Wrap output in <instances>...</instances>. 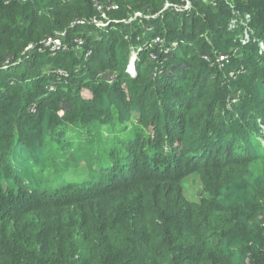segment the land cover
<instances>
[{
    "label": "trees",
    "instance_id": "1",
    "mask_svg": "<svg viewBox=\"0 0 264 264\" xmlns=\"http://www.w3.org/2000/svg\"><path fill=\"white\" fill-rule=\"evenodd\" d=\"M93 1L0 0V264H264L251 224L264 174L234 171L264 164V0H189L146 30L97 29ZM165 2L183 5L131 6L155 15ZM121 8L107 12L112 23L127 19ZM247 17L253 37L241 46ZM62 33L82 37L90 57L38 52ZM156 33L182 44L161 63L144 42ZM204 35L221 53L227 37L238 43L241 57L224 64L234 81L203 60ZM106 69L112 85L96 80ZM189 177L205 180L199 199L185 194Z\"/></svg>",
    "mask_w": 264,
    "mask_h": 264
},
{
    "label": "rangeland",
    "instance_id": "2",
    "mask_svg": "<svg viewBox=\"0 0 264 264\" xmlns=\"http://www.w3.org/2000/svg\"><path fill=\"white\" fill-rule=\"evenodd\" d=\"M22 2L26 1V0H20ZM135 0H99V6H100V10L99 11H95L96 17H94L92 19V24L97 28V29H108L110 28V26H112V24H122L124 26L126 25H130V24H135L137 25L140 30L142 29V27L145 29L146 25L144 24L145 21H149V20H157V19H161L165 18L164 17V12L166 11L167 8L171 7V12L174 15L177 14H181L183 11L186 10H190L192 8V5L190 3L189 0H181L182 2V6L173 3L170 4L169 2H165L163 5V10L155 15H151L149 12L148 8H143L142 10H135V7H132L131 4L134 2ZM171 5V6H170ZM114 6H116L117 8H113ZM136 6H138V3H136ZM122 7V8H121ZM125 7V9H123ZM125 10L126 14H127V19H122L116 23H112L111 18L109 17V15H107V12H115L118 10ZM148 11V12H147ZM106 12V13H105ZM237 15V14H236ZM246 24L248 26V22H249V18H246ZM111 22V23H110ZM172 23V21H171ZM235 21L231 20V23L228 26V30L229 31H233V29L235 28ZM246 25L243 26V33L241 35L240 39V45L241 46H246L248 43H250L251 38L253 37V33H252V29L250 26H248L247 28ZM150 29V28H148ZM236 29V28H235ZM146 30V29H145ZM222 37H225L224 35H222ZM205 39H201L203 42L206 40L207 41V47H206V54L202 55L203 60L210 65L211 68L213 69H218V71L222 74V80H232L234 79L233 76V72L230 73L228 70H225L224 64H226V62H221L220 61V57H227V63L230 64L231 61H233L234 58L237 57H241V55L239 54V50L240 47H236L237 44H235V46L233 45L232 40L228 38V42L230 44L229 49L226 53H221L219 51H217L215 45H213L210 40L207 38L206 35H204ZM139 39V38H138ZM157 39H160L161 42H158ZM71 40V41H70ZM125 40L126 41H130L129 35L126 34L125 35ZM256 40V39H255ZM254 40V41H255ZM147 42V49L150 50L149 54L147 55V58H149V60L151 62H163L160 58V54H161V50H164L165 52L163 53V55H168L170 52H172L173 50H175L178 46H181L182 44L180 42H173V44H166V38L161 35V34H157L154 35L150 40L148 41H144ZM85 42L83 40V38L79 37V38H69V39H64L63 42V46H61L59 48L58 51H53L52 48L44 50V51H49L52 54H59V53H65L68 52L69 50L75 51L76 55L78 57H84V58H88L91 55V49H85V45H83ZM259 44V53L258 54H262L264 52V40H261L258 42ZM234 48V49H231ZM138 49H140L138 46H131V53H130V57L132 58H136V54L138 51ZM136 50V51H135ZM43 51V52H44ZM43 52H40L41 54H44ZM157 59V60H156ZM136 61V60H135ZM224 63V64H223ZM16 64V63H15ZM15 64L12 62L10 64L11 67H13V65L15 66ZM132 64V63H131ZM9 66V65H8ZM51 63L47 64V70L50 69ZM241 66V65H240ZM158 67L155 68L154 72H157ZM241 69L243 70L244 68L241 67ZM132 70V69H131ZM130 68L128 69V71H131ZM160 70H158L159 72ZM246 71V70H245ZM132 72V71H131ZM249 73V71H246ZM56 73H58L57 77L58 79H67L69 77V75L66 72L60 71V70H56ZM155 76V74L153 75V77ZM118 74L110 69H106L104 71H101L98 73L96 80L99 82H104L106 85H112L113 82L115 83L118 79ZM234 81V80H232ZM121 88H124V85L121 86ZM87 89H82V95L83 97H85L86 99H90L91 98V92L90 91H86ZM242 92V91H241ZM235 93L230 94L229 99L235 98ZM234 99H232L233 101ZM228 103H230L231 101L228 100ZM31 112H35V108L34 106H31ZM67 110L64 109H59L57 112V116L61 119H63L65 117V115L67 114H71V113H66ZM69 111V110H68ZM70 112V111H69ZM75 117L80 118L81 115H79V111L74 112ZM83 122L80 123V125ZM58 144V143H57ZM55 146H57L55 144ZM54 148V147H53ZM234 171L238 172L242 177H244L245 179H247V177H249V174L252 175V177H257V176H262L264 174V164L262 163H256V164H250V165H245V166H241L239 168L234 169ZM219 177L217 175H213L210 174L207 176V179L210 180L211 183H214ZM204 179L201 178V180H199L198 178H191L189 177L187 179V188L185 190V194L188 198L190 199H199V192L200 189L199 185L200 183L204 184ZM256 204H258V210L256 211V213L254 214L253 218L251 219L252 221V225L256 226V228L258 230H260V232H262L263 236H264V192L263 191H258V193L256 194ZM261 235V236H262ZM251 234L247 233L246 238L249 240ZM260 250L262 252H264V243H262V245L259 247Z\"/></svg>",
    "mask_w": 264,
    "mask_h": 264
},
{
    "label": "built area",
    "instance_id": "3",
    "mask_svg": "<svg viewBox=\"0 0 264 264\" xmlns=\"http://www.w3.org/2000/svg\"><path fill=\"white\" fill-rule=\"evenodd\" d=\"M94 8H95V11H99L100 10V6H99V0H94ZM113 8H117L116 6H114ZM106 13V12H105ZM80 23H83V21H81ZM66 38V34L62 33V34H59L58 36L54 37V38H48L46 39L41 48L38 49V52H43L44 50H47V49H50L52 48L53 51H58L59 48L61 46H63V42H64V39ZM158 42H161L160 39H157ZM30 50H32V47L29 46L26 51L29 52ZM227 57H223L221 56L220 57V61L221 62H226L227 63ZM9 63V61H7V64ZM223 63V64H224Z\"/></svg>",
    "mask_w": 264,
    "mask_h": 264
},
{
    "label": "water",
    "instance_id": "4",
    "mask_svg": "<svg viewBox=\"0 0 264 264\" xmlns=\"http://www.w3.org/2000/svg\"><path fill=\"white\" fill-rule=\"evenodd\" d=\"M131 68L133 67V62H132V64H131V66H130Z\"/></svg>",
    "mask_w": 264,
    "mask_h": 264
}]
</instances>
